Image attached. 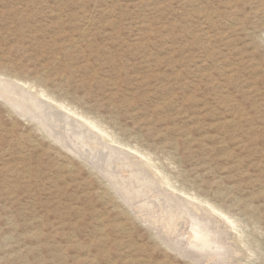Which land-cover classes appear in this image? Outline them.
<instances>
[{
    "label": "rangeland",
    "instance_id": "1",
    "mask_svg": "<svg viewBox=\"0 0 264 264\" xmlns=\"http://www.w3.org/2000/svg\"><path fill=\"white\" fill-rule=\"evenodd\" d=\"M17 76L227 212L237 254L215 263L264 264V0H0V79ZM5 101L0 264H197Z\"/></svg>",
    "mask_w": 264,
    "mask_h": 264
},
{
    "label": "bare ground",
    "instance_id": "2",
    "mask_svg": "<svg viewBox=\"0 0 264 264\" xmlns=\"http://www.w3.org/2000/svg\"><path fill=\"white\" fill-rule=\"evenodd\" d=\"M11 80L0 79V97L14 108L22 105L24 119L50 142L95 171L113 199L121 200L129 210L158 214L164 224L154 236L166 248L197 264L205 262L204 256L210 262L213 259L217 262L233 259L237 254L233 243L229 242L231 233L226 232V229L235 230V220L218 205L202 198L196 189L177 185L174 176L170 177L153 161L151 153L136 148L126 137L121 138L103 121L80 111L73 103L56 99L49 90L23 83L20 78L27 87ZM171 237L177 241H172ZM214 260L209 263L217 264Z\"/></svg>",
    "mask_w": 264,
    "mask_h": 264
}]
</instances>
